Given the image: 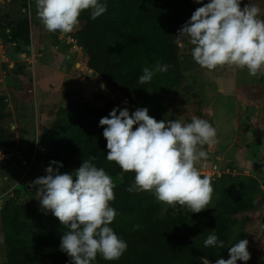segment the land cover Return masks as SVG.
I'll use <instances>...</instances> for the list:
<instances>
[{
    "label": "trees",
    "instance_id": "1",
    "mask_svg": "<svg viewBox=\"0 0 264 264\" xmlns=\"http://www.w3.org/2000/svg\"><path fill=\"white\" fill-rule=\"evenodd\" d=\"M24 5L14 0L10 12L0 13V36L16 47L17 54L31 52V20L28 15L21 16ZM107 5L108 10L95 20L90 19L88 10L83 11L79 24L68 34L86 52L87 67L114 89L118 102L129 97L137 108L147 107L150 116L163 120L164 92L180 86L186 72L175 35L191 17L195 2L107 0ZM157 61L168 64L169 70L157 72L150 83L141 85L138 78L143 68L152 67ZM194 64L198 66L195 61ZM116 106H119L117 102L105 108L95 103L70 101L58 110L51 123L41 124L37 132L25 133V128L20 132L30 143L31 157L37 153V145L46 149L42 156L37 153L35 160L61 161L64 169L73 171L82 160L95 156L96 166L111 175L116 199L110 203L117 216L110 226L127 241L128 248L119 260L106 261L98 255L95 264H204L205 260L214 264L221 256L225 258L240 215L264 199L260 181L243 173H224L217 179L211 178L218 201L210 213L173 212L167 208L161 214L166 204L151 192L127 191L134 183L135 173L124 172L116 162L106 159L109 151L103 136L106 126L98 124ZM13 114L8 98L0 95V152L4 154L11 153L15 146L4 126ZM255 138L261 140V135ZM243 146L244 143H237L230 153ZM234 166L228 162L224 168L234 169ZM35 195L36 191L30 199L22 198L19 188H15L5 196L1 219L6 261L0 264H68L70 257L59 249L67 226L50 211L43 212ZM137 224L138 229L134 227ZM213 231L224 241V248H204V240ZM262 234L263 239L252 245L250 260H238L237 264H264L258 261L264 248V216Z\"/></svg>",
    "mask_w": 264,
    "mask_h": 264
},
{
    "label": "clouds",
    "instance_id": "2",
    "mask_svg": "<svg viewBox=\"0 0 264 264\" xmlns=\"http://www.w3.org/2000/svg\"><path fill=\"white\" fill-rule=\"evenodd\" d=\"M194 2L202 6L178 30L177 45L184 47L182 40L187 39L193 46V60L209 71L229 65L247 68L251 76L264 75V9L251 0L243 8L242 0ZM35 4L39 19L50 33L72 32L85 10L91 20L108 10L107 0H35ZM169 67L160 61L144 67L139 83H150L157 72H167ZM106 87L101 84L102 90ZM98 126H106V159L116 162L124 172L135 173L134 183L127 191L151 192L172 209L187 208L190 213L209 208L212 181L209 176H202L197 167L199 161L208 158L203 146L218 142L216 129L208 120L193 116L191 122L157 121L147 107L130 113L128 107L116 106L99 120ZM3 158L0 152V159ZM95 160V156H90L78 168L63 173V163L51 160L45 174L31 182L41 210L50 211L67 226L59 249L70 257L68 264H95L98 255L106 261H116L128 248L127 241L110 226L117 216L110 203L116 199V185ZM248 244L247 239H240L228 249V259L221 256L214 264L249 261ZM203 246L225 247L214 231Z\"/></svg>",
    "mask_w": 264,
    "mask_h": 264
},
{
    "label": "rangeland",
    "instance_id": "3",
    "mask_svg": "<svg viewBox=\"0 0 264 264\" xmlns=\"http://www.w3.org/2000/svg\"><path fill=\"white\" fill-rule=\"evenodd\" d=\"M19 1L27 5L22 7L21 16L28 15L31 20V52L17 54L16 47L6 43L4 36H0V95L8 98L14 113L4 126L10 138L15 141L13 151L9 154L3 153L4 158L0 159V263L6 261L1 219L4 198L8 193H13L15 188H19L22 198L30 199L36 191L31 187V182L44 175V169L49 164L40 158H34L37 153L41 156L46 153V149L41 145H37L34 157L28 154L30 143L21 135L22 128H25V133L35 130L37 132L41 124L51 123L58 110L70 101L96 103L105 108L117 102L120 108L128 107L130 113L137 108L131 99L126 104L118 102L119 97L111 85L87 67L86 52L76 44L71 35L50 33L45 29L38 17L35 0ZM203 2L207 3L208 0ZM251 2L264 9V0ZM248 3L249 0H242L241 7ZM13 5L14 0L0 1V13L10 12ZM200 6L202 5L195 3L194 11ZM261 18H264V14ZM182 43L184 47H180V52L185 62V77L180 86L165 90L164 119L191 122V118L195 116L208 120L216 129L218 142L203 146L208 158L197 164L203 176L210 174L202 173L205 171L204 162L208 163V172L212 171L211 166L215 162L219 168L221 165L224 168L225 163L230 162L235 165L236 174L243 173L263 180L264 171L261 167L264 166V75L251 76L247 68L239 69L229 65L218 66L211 71L199 65H192L193 46L187 39H183ZM40 49L45 50L43 56L39 55ZM58 55L59 58L67 59L69 67H59L66 70L65 73L54 72L58 68L55 65L58 64L55 59ZM40 63H44V66H40ZM45 65H52L53 71ZM15 67L16 71L13 70ZM69 75L75 78L72 80ZM102 83L106 84V90L101 89ZM67 88L69 90H66ZM139 97L134 99L138 100ZM258 134L261 135V140L255 138ZM241 142L244 146L230 153L235 145ZM60 171L71 172L64 168ZM216 176L219 177L213 175L214 178ZM5 177L7 179H4ZM217 201L218 195L213 192L209 208L202 212L210 213ZM37 204L41 209L38 200ZM167 208L173 212L183 210L190 213L187 208L172 209L166 204L161 214L164 215ZM263 216L264 199L257 202L254 209L240 215V221L234 227L231 244L238 243L240 239H247L250 252L253 243L263 239ZM228 258L229 252L225 256V259ZM258 261L264 263V248Z\"/></svg>",
    "mask_w": 264,
    "mask_h": 264
},
{
    "label": "built area",
    "instance_id": "4",
    "mask_svg": "<svg viewBox=\"0 0 264 264\" xmlns=\"http://www.w3.org/2000/svg\"><path fill=\"white\" fill-rule=\"evenodd\" d=\"M0 1L4 2V0H0ZM33 58H34V56H33ZM125 101L126 102H129L130 101V98L129 97H126L125 99L121 100V102H124V103H125ZM204 163H205L204 164L205 165V167H204L205 168L204 169L205 171H203L202 173H205V172L206 173H210L209 174V177H211L213 179H217V178L221 177L224 173H230V172L236 173L234 169H231V168H223L222 165H221V168H219V166H218V164H216V162L213 163L212 166H211L212 167V171L208 172V170L206 169L208 167V163L207 162H204ZM261 169L264 171V166H262ZM221 171L223 172L222 174H221ZM213 175H219V177L216 176V178H214ZM259 181H260L261 187L264 189V178H263V180H260L259 179Z\"/></svg>",
    "mask_w": 264,
    "mask_h": 264
},
{
    "label": "crops",
    "instance_id": "5",
    "mask_svg": "<svg viewBox=\"0 0 264 264\" xmlns=\"http://www.w3.org/2000/svg\"><path fill=\"white\" fill-rule=\"evenodd\" d=\"M45 50H43V49H40L39 50V55L40 56H43V52H44ZM45 54V53H44ZM63 55H65V54H63ZM60 57V55H58L55 59L58 61V64L56 63H54L58 68H56L55 69V71L54 72H61V73H65V72H67L66 70H63L62 68H59V67H63V66H66L67 67V65H68V62H67V59H63V58H59ZM63 59V60H62ZM51 60H54V59H51ZM60 60H62V62H60ZM61 63V64H60ZM50 64V63H49ZM79 64V63H78ZM41 65H43L44 66V63H40V66ZM46 66V68L47 69H51L52 71H53V69L54 68H52V65L49 67V66H47V65H45ZM68 67H69V65H68ZM69 78H71L72 80L75 78V77H73L72 75H69ZM69 83V81L67 82V87L69 88V85L70 84H68ZM62 85V84H61ZM63 87H65V86H63ZM66 89V90H69V89ZM96 104V103H95ZM98 105V104H97ZM99 106V105H98Z\"/></svg>",
    "mask_w": 264,
    "mask_h": 264
},
{
    "label": "water",
    "instance_id": "6",
    "mask_svg": "<svg viewBox=\"0 0 264 264\" xmlns=\"http://www.w3.org/2000/svg\"><path fill=\"white\" fill-rule=\"evenodd\" d=\"M92 72H94V69H90Z\"/></svg>",
    "mask_w": 264,
    "mask_h": 264
}]
</instances>
